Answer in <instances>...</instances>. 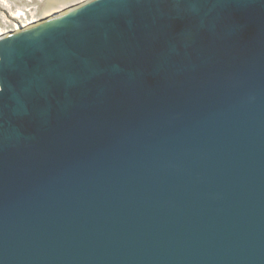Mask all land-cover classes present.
Segmentation results:
<instances>
[{
    "label": "water",
    "instance_id": "95a60500",
    "mask_svg": "<svg viewBox=\"0 0 264 264\" xmlns=\"http://www.w3.org/2000/svg\"><path fill=\"white\" fill-rule=\"evenodd\" d=\"M0 264H264V0L0 35Z\"/></svg>",
    "mask_w": 264,
    "mask_h": 264
},
{
    "label": "rangeland",
    "instance_id": "374dc122",
    "mask_svg": "<svg viewBox=\"0 0 264 264\" xmlns=\"http://www.w3.org/2000/svg\"><path fill=\"white\" fill-rule=\"evenodd\" d=\"M84 1L86 0H0V35L15 31V26H28ZM18 12L23 14L19 20L11 17Z\"/></svg>",
    "mask_w": 264,
    "mask_h": 264
},
{
    "label": "bare ground",
    "instance_id": "6f19581e",
    "mask_svg": "<svg viewBox=\"0 0 264 264\" xmlns=\"http://www.w3.org/2000/svg\"><path fill=\"white\" fill-rule=\"evenodd\" d=\"M21 15H23V14H21L20 12H18L17 14L15 13V14H13V15H11V17L12 18H14V19H18L19 20V18L21 17ZM30 25V24H29ZM24 26L22 25V26H19V27H17V26H15V31H17V30H20L21 28H23ZM26 27V26H25ZM18 28V29H17ZM17 29V30H16Z\"/></svg>",
    "mask_w": 264,
    "mask_h": 264
}]
</instances>
